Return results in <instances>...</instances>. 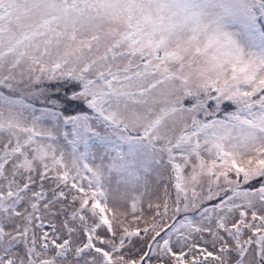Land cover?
<instances>
[{"label":"snow or ice","instance_id":"obj_1","mask_svg":"<svg viewBox=\"0 0 264 264\" xmlns=\"http://www.w3.org/2000/svg\"><path fill=\"white\" fill-rule=\"evenodd\" d=\"M0 264H264V0H0Z\"/></svg>","mask_w":264,"mask_h":264}]
</instances>
